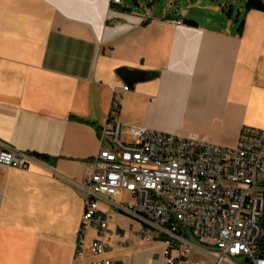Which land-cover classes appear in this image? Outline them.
Here are the masks:
<instances>
[{"label":"crops","instance_id":"crops-1","mask_svg":"<svg viewBox=\"0 0 264 264\" xmlns=\"http://www.w3.org/2000/svg\"><path fill=\"white\" fill-rule=\"evenodd\" d=\"M168 9L0 0V151L6 145L47 158L35 156L27 170L0 164V264H164L166 242L136 235L131 228L140 223L104 201L107 247L92 252L102 229L89 225L85 256L76 259L85 209L77 183L100 151L114 98L128 141L132 125L203 133L226 146L244 126L264 130V12H247L243 0L241 20L232 7L226 26L209 19L189 26ZM121 67L159 75L128 83ZM198 258L192 253L182 264Z\"/></svg>","mask_w":264,"mask_h":264},{"label":"built area","instance_id":"built-area-1","mask_svg":"<svg viewBox=\"0 0 264 264\" xmlns=\"http://www.w3.org/2000/svg\"><path fill=\"white\" fill-rule=\"evenodd\" d=\"M121 5L122 0H111ZM182 6L171 4L168 14L180 15ZM175 23L183 20L173 18ZM124 86V90H129ZM120 101L114 98L100 132V151L90 161L91 171L77 183L85 209L77 237L76 259L85 256L84 237L89 225L101 227V239L91 250L104 252L110 217L100 201L140 223L131 231L147 240L166 242L164 264H182L192 253L202 256L187 264H238L236 257L264 264L258 251L264 216V130L244 126L233 146L214 142L209 135L129 126L132 140L123 138L118 118ZM35 156L3 145L0 164L29 169ZM128 192L134 203L118 200ZM193 238L206 247L197 245ZM89 264H122L99 259Z\"/></svg>","mask_w":264,"mask_h":264},{"label":"rangeland","instance_id":"rangeland-1","mask_svg":"<svg viewBox=\"0 0 264 264\" xmlns=\"http://www.w3.org/2000/svg\"><path fill=\"white\" fill-rule=\"evenodd\" d=\"M124 3L133 10H140V7L146 10L150 8L153 13L165 12L171 4H180L186 18L195 20L201 25H205L209 19L213 24L226 26L229 23V11L232 7L234 21L238 15L240 20L243 17L242 14H238L243 0H124ZM118 200L122 203H134V199L126 191L118 193ZM233 260L238 264H245L241 257H236Z\"/></svg>","mask_w":264,"mask_h":264},{"label":"water","instance_id":"water-1","mask_svg":"<svg viewBox=\"0 0 264 264\" xmlns=\"http://www.w3.org/2000/svg\"><path fill=\"white\" fill-rule=\"evenodd\" d=\"M183 23L189 26H198V22L195 20L185 18ZM118 73L120 74L121 78L128 83H136L139 81L151 79L159 75V72L156 71H145L141 69H135L130 67H121L118 69ZM260 254L259 251L255 253V256L258 257ZM244 262L246 264L252 263V258H244Z\"/></svg>","mask_w":264,"mask_h":264},{"label":"trees","instance_id":"trees-1","mask_svg":"<svg viewBox=\"0 0 264 264\" xmlns=\"http://www.w3.org/2000/svg\"><path fill=\"white\" fill-rule=\"evenodd\" d=\"M245 9L247 12L252 11V10L264 12V0H245ZM243 23H244V21L242 20L240 23V29L242 28ZM33 155L42 159V160L47 159L45 156H39L37 154H33ZM261 226L263 229V235H262V238L260 239V241L258 243L257 250L259 252H264V216H263V219L261 221Z\"/></svg>","mask_w":264,"mask_h":264}]
</instances>
